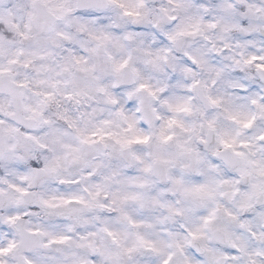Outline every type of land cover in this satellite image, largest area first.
<instances>
[{"label":"clouds","instance_id":"9594fccd","mask_svg":"<svg viewBox=\"0 0 264 264\" xmlns=\"http://www.w3.org/2000/svg\"><path fill=\"white\" fill-rule=\"evenodd\" d=\"M0 264H264V0H0Z\"/></svg>","mask_w":264,"mask_h":264}]
</instances>
